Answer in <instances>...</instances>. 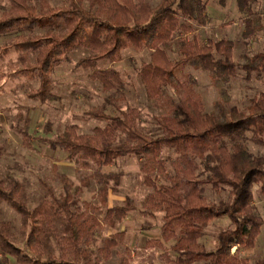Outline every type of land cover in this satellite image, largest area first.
Wrapping results in <instances>:
<instances>
[{"label": "trees", "instance_id": "obj_1", "mask_svg": "<svg viewBox=\"0 0 264 264\" xmlns=\"http://www.w3.org/2000/svg\"><path fill=\"white\" fill-rule=\"evenodd\" d=\"M7 1L9 7L0 11V36L23 29L30 33L0 46V53L10 48L27 50L19 56L17 74L28 75L39 82V87L32 90L29 97L40 102L58 98L53 92L50 75L63 63L64 55L77 49H86L89 55L80 59L76 68L92 71L91 79L98 81L105 91L117 89L122 77L114 69H99L101 63L121 61L126 49L150 50V61L143 63L140 69V79L150 101L162 98L164 88L175 85L174 71L189 63L208 72L217 83L238 74L235 43L228 39H210L203 45L195 39L182 40V57L173 61L168 56L175 34L188 35L194 32L195 24H207V0H160L156 5L149 0H62L61 6H52L49 0ZM217 1L225 7L229 0ZM235 1L238 11L245 15L242 39L250 41L258 32L253 9L257 0ZM36 28H47V31L35 34ZM240 67L246 79L253 74L264 75V49L246 57ZM168 107L169 114L158 119L162 134L157 137L139 129L137 109L116 116L95 110L87 114L106 122L104 127L80 134L78 127L73 125L56 137H38V141L52 150L67 153L77 172H91L89 177L82 178V186L88 187L92 180L101 186V204L106 207L104 221L111 228L136 207L131 197L113 207L107 206L109 190L114 194L119 192L124 174L105 173L103 169L115 166L119 158L146 157L144 183L154 190L145 199L146 211L163 212V238L176 240L173 246L176 257L165 256L166 264L198 261L249 264L248 260L239 261L237 253L230 254V249L234 240L239 247L253 248L264 225V220L255 213L252 193V186L256 185L264 196V157L253 155L244 145L251 140L264 146V98H253L247 111L232 107L229 113L219 116L206 113L202 97L191 90L177 102L170 100ZM17 117L23 122L19 128L23 144L30 148L31 120L28 114ZM47 129H51L49 125ZM228 143L232 144L231 148ZM165 147L178 154L172 161L176 178L172 185H157L153 175L164 171L166 162L161 155ZM2 150L0 144V156ZM180 178L184 181V190L177 182ZM206 185L216 190L227 187L228 200L218 204L210 202L204 195ZM20 191L19 183L5 187L0 180V199L12 203L20 214L25 243V248L18 246L11 225L0 223V264H10L11 258L16 264H78L86 255L80 245L84 238L85 242L90 238L98 223L96 219L85 217L68 185L65 194L59 198L53 196L49 206L40 204L34 209L22 199ZM54 217L61 220L63 242L68 247L60 257L48 254L44 259V226L51 227ZM224 217L229 218L234 227L221 232L216 249L208 251L199 240L211 221ZM28 226L30 229L26 232ZM125 235L121 231L109 238L107 251L123 242ZM69 256L71 258L67 259Z\"/></svg>", "mask_w": 264, "mask_h": 264}, {"label": "rangeland", "instance_id": "obj_2", "mask_svg": "<svg viewBox=\"0 0 264 264\" xmlns=\"http://www.w3.org/2000/svg\"><path fill=\"white\" fill-rule=\"evenodd\" d=\"M156 5L160 0H149ZM52 6L63 5L62 0H49ZM85 6L88 4L85 2ZM9 7L7 0H0V11ZM254 12L258 25L256 36L250 41L242 39L245 15L238 11L236 1L229 0L225 7L217 0H207V24L194 25V32L188 35L175 34L173 48L168 52L171 60L182 57L180 42L195 39L203 45L208 40L228 39L235 43L234 60L238 65V74L226 82H215L208 72L199 70L194 63L186 64L174 71V83L164 88L163 96L159 100H148L144 85L140 79V69L143 63L150 61V50L141 52L126 49L121 54V61L116 63L103 62L99 69H114L121 74L122 84L113 91H105L102 85L92 80V71L77 69L76 63L89 55L86 49H77L64 55L63 63L55 68L50 75L54 94L58 97L53 101L40 102L29 97V93L39 87V82L28 75L17 74L20 67L19 56L27 50L10 48L0 53V180L4 186L17 182L21 186V197L30 209L40 204L49 206L53 196L61 197L65 194V186L70 187V193L77 200V206L85 213V217L95 218L90 238L82 240L81 249L86 252L78 264H166L165 256L175 259L173 246L176 240L165 241L162 226L164 224L161 211L147 212L145 199L153 193V189L144 183V164L146 157L127 156L119 158L115 166L104 168L105 173L120 172L124 176L118 187V193L108 192V207H113L126 197H131L136 209L128 214L114 228L109 227L104 216L106 207L101 204V186L93 180L88 187H83L82 178L89 177L90 171L77 172L76 166L68 159V154L61 150H52L48 145L38 141V137H56L67 127L77 126L78 133L89 134L96 127H104L106 122L100 121L88 112L104 110L107 114L116 116L129 109H137L139 129L153 137L162 134L158 119L169 114V101H179L193 90L202 97L205 112L223 116L232 107L247 111L255 97L264 98V75L253 74L246 79L241 65L246 57L261 53L264 49V0H257ZM47 28H36L35 34H42ZM29 30L23 29L7 36H0V46L8 44L20 35H28ZM178 86V87H177ZM28 114L30 118L29 132L32 135V146L26 147L19 128L23 122L17 117ZM50 126V130L47 126ZM251 134H248L250 138ZM245 147L255 156L264 157V146H258L251 140L244 142ZM231 148L232 144L228 143ZM178 157L174 149L164 148L161 159L165 160L164 171L153 175L157 185H172L175 170L172 164ZM56 167V169H55ZM181 190L184 181L178 179ZM255 213L264 220V196L258 186H252ZM204 195L215 204L227 201L229 189L227 187L213 189L204 186ZM11 225L15 242L25 248L23 239V220L12 203L0 199V223ZM234 227L227 217L214 219L205 228L199 240L208 251H214L218 245L221 232ZM30 226L26 228L28 232ZM124 231V241L116 248L107 251V240L115 233ZM39 237V235H37ZM61 220L54 217L51 227L44 226L42 247L43 258L48 254L60 257L68 244L63 242ZM237 253L238 260H248L249 264H264V225L261 227L255 246L248 248L233 241L230 254ZM71 257H67L70 259ZM2 257L0 256V261ZM10 264H16L13 258ZM194 264H209L198 261Z\"/></svg>", "mask_w": 264, "mask_h": 264}]
</instances>
